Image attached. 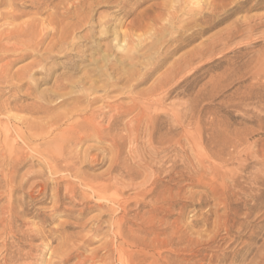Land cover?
Returning <instances> with one entry per match:
<instances>
[{
  "label": "rangeland",
  "instance_id": "1",
  "mask_svg": "<svg viewBox=\"0 0 264 264\" xmlns=\"http://www.w3.org/2000/svg\"><path fill=\"white\" fill-rule=\"evenodd\" d=\"M39 1L19 0L6 11L18 16L19 20L17 18L14 24H20L23 21H29L34 18L44 20L45 18H42V16H34L32 13L36 7L35 3L37 4ZM166 1L131 0L129 2L127 0L129 6L126 4V8L128 9L120 10L116 3V5H111L110 8H96L95 17L98 18L100 14H106L110 17L121 19L123 26L119 28V32H126L134 28L137 33L140 31V34H142L147 29L145 27L139 29L137 26L141 23L143 16L158 15L160 12L158 9L163 7H160V5H163ZM187 1L174 0L177 10L171 8V4H167L164 14L166 13L167 15L168 11H171L172 14L174 13L173 20H176L175 25L169 26L164 30L163 26L166 28L167 24H158L153 27L158 33V40L155 42H159L158 47L154 50L159 53L154 63L157 61L162 63L159 64V68L151 76L152 78L148 77V80L146 78L138 87L139 90H136V92L148 90L156 79L166 74L172 63L181 61L184 65L183 72L177 74L173 82H170L164 90L163 94L168 89L172 91V94L161 108L162 117L158 122L159 136H166L169 133L166 136L167 138L175 137L178 139L184 132H187L192 140V145L189 144L187 147L189 149L190 165L184 173L186 180H181L180 183L183 187L181 197L176 199V206H172L169 216H161L166 224L162 223L161 228L167 229V232L163 233L159 240L165 242L173 235L175 237L174 247L172 248L174 252H168L169 248L153 249L154 251L151 248L147 250L137 246L134 248L130 245V242L124 243V245H121L123 247H121L120 242L122 241L117 237L116 228H112L108 224L112 219L119 217L120 213L117 216V213L113 214L108 209L98 210L94 208L84 214L83 206L70 204L68 203L69 201H65L60 204V207L59 205L56 207L50 196L55 193L56 178L65 177L64 179L69 181L71 178L72 182H76V180H73L74 177L72 176L69 177L67 173L60 174L61 177L51 175L45 169V164L42 160L30 155L26 168H23L20 170L21 173L17 174L15 185L18 188L19 185L17 184H21L23 176L29 174L27 175L29 181L28 183L27 181L25 182L24 191L25 193L31 192L29 194L35 200L25 199V207L29 211L27 210L28 212H26L25 216L22 214L19 217V221L13 224L14 229L11 231L13 236L11 234L7 236L1 235L2 238L0 236V264H5L7 256L10 259L7 264H51L52 262L58 264V258L49 259L51 252L55 249L59 251L58 253L64 255L71 253L69 260L64 264H121L118 260L120 254L128 259L131 264L134 260L137 264L139 262L141 264L143 260L142 264H158L159 260L162 264H264V182L256 183L252 181L256 176L264 179V5L251 9L255 5L254 3L258 1L251 0L243 4V6L241 5V9L238 10L237 6L240 7V3L244 0H209L210 2L212 1L211 7L204 6L205 13L212 11L218 6V9L216 8L218 11L216 12L217 16L212 18L213 21L209 23L197 22L198 24L195 25V28L182 29L180 26L184 24V21H181L187 20L186 17H183L182 8L184 3L187 5ZM55 2V4L59 3L58 0ZM62 11L66 13L65 9H62ZM74 11L77 14V8ZM74 11L65 14L66 21L71 18L69 21L73 22ZM131 22H134V24ZM189 28L190 31H188ZM191 29H196V31ZM86 32V30H81L79 34L83 36ZM191 35L193 37L190 41L181 42L184 40L183 38ZM210 40H215L211 42L212 45L215 44L214 52L207 54V56L204 55L202 58L195 57L191 61L190 59L195 52L202 48V44H208ZM178 45L182 46L177 49L176 46ZM175 49L177 51L173 55L167 56V51H174ZM19 57L21 56L10 55L1 64L10 62L11 72L14 73L31 64L30 61L33 62L36 55L35 53H30L29 56L21 57V60H18ZM188 60L191 61V64L185 66ZM56 62H61L60 67L50 77L43 78L44 80L40 79V81L43 80L44 82L38 83L39 91L41 89V91L45 92L44 97L48 100L53 98L50 104H55L57 101L53 96L55 81L68 72L64 67V63L67 62L66 58H58ZM144 73L145 70H143ZM74 76L77 78L79 74ZM6 89L8 90L7 87H2V94L0 93V125L8 124L15 127L20 126L22 121H32L40 118L39 115L37 117V114L32 113L38 101V95L27 94L24 91H20V93L16 90H10L9 92ZM135 97L134 94L128 93L124 98L116 99L112 104L123 103L128 105ZM109 100L106 99L104 102H110ZM141 102H144V100ZM100 105L101 103L95 105V107L97 108ZM4 106L7 107V110L9 108V110H5ZM182 115L186 116L187 119L184 124L180 125L177 118ZM80 116L83 117L86 114H79L75 118H81ZM131 116L123 123H129L134 114ZM16 117L18 121H16ZM69 122L65 120L61 125L63 128L60 126V129L66 128ZM121 132L124 135L127 134L124 130ZM241 139L245 141L241 142ZM147 141V135L142 134L139 142L140 146L144 145V142L147 143ZM195 141L198 142L195 143ZM239 141V145L242 144V146L238 147L237 150L244 149V152H246L241 155L233 147ZM39 143L41 141L37 142L36 145ZM88 143L81 146L79 150L95 147L92 148L94 151L91 150L93 151L91 155L97 154L101 162L98 161L96 166L95 164H84L82 172L90 175V177L104 174L108 164L102 163V160L107 155L110 156L106 151L112 143V137L104 136L100 140ZM248 145L250 146L248 147ZM82 147L83 149H81ZM128 149H125L124 153L126 152V154L122 155L124 160H129L127 159ZM167 154L168 152L162 153L160 158L163 159ZM171 155L173 153L169 156ZM203 162L206 165L205 167L202 165ZM136 164V162H132L135 171L136 169L138 170ZM211 167L215 171L211 170ZM163 176L165 177V175H162L163 181H166ZM113 177L121 180L123 176L121 177V175L115 173ZM234 178L237 179L236 183L239 186L232 181ZM42 180L48 183V196L44 203L37 204L36 202L43 197L41 190H39L42 187L37 184V181L40 182ZM142 180L137 179L138 182L134 181V183H140ZM120 182L127 184L128 180L123 177ZM62 183L64 189L61 186V194L65 193L66 185L65 181ZM32 184L35 187L34 189L31 186ZM237 186L238 188H236ZM210 187H213L212 189L218 188L220 190L219 193H221V190L223 192V189L230 193L234 190V195H230L234 198L232 199L229 196L228 204L225 203L226 200H223L224 197L215 201L219 195L212 197L214 194L211 193L212 189ZM22 190L19 187V191L14 195L15 199H23L24 192ZM177 191L175 189L174 193ZM131 194V192L127 193L126 196ZM146 201H149V199ZM95 203L96 201H93L90 206L95 207ZM6 204H8V199L6 197L1 198L0 208L3 205L6 206ZM131 219H133V216ZM30 231H33V234ZM175 231L176 235L174 234ZM21 232H23V235ZM36 232L39 233L37 234ZM41 234L44 235L42 236L44 238L41 237ZM139 235V238L144 237L141 234ZM19 236L22 237L20 238ZM107 241L108 250L104 249V244ZM60 242H63V244L60 245ZM6 243L8 246L10 245L8 247L9 252L2 249ZM57 244L60 248L57 247ZM70 249H73L72 252ZM97 250L99 251L98 253ZM109 250H111L110 253ZM145 251L148 252L145 253ZM133 253H137L135 258ZM143 256L145 259L141 258ZM155 257H158V260ZM167 260L171 263H167Z\"/></svg>",
  "mask_w": 264,
  "mask_h": 264
},
{
  "label": "bare ground",
  "instance_id": "2",
  "mask_svg": "<svg viewBox=\"0 0 264 264\" xmlns=\"http://www.w3.org/2000/svg\"><path fill=\"white\" fill-rule=\"evenodd\" d=\"M16 1L19 0H0V93L2 94V87H7L9 92L10 90H16L17 92L24 91L27 94L38 95V98H36L39 102H35L36 104L33 111H31L33 114H37V117L39 115L40 118H36L32 121H22L20 126L15 127L9 126L8 124L0 125V199L5 197L8 199V204L0 208V226H2L0 236H7L8 234L13 236L11 232L12 229H14L13 224L19 221V217L22 214L25 216L26 212L29 211L25 207L26 198L35 200V198L29 194L31 192L25 193L24 191L25 182L27 181L28 183L29 181L27 176L29 174L23 176L21 184H17L20 189H23V199L17 200V198H14L16 192L19 191V187L17 188L15 185L16 176L20 170L26 168L25 166L31 155L42 160L45 164V169H47L51 175L60 176V174L67 173L69 177H74L73 180H76V182L78 181L76 183L72 182L71 178L69 181L65 180V177H55V182L57 183L56 190L54 189L55 191H53L55 193L50 196L56 207L57 205L60 207V204L69 201L68 203L70 204L83 206L84 214L94 208L98 210L108 209L113 214L117 213V216L118 213H120L119 217L112 219L111 222L108 223L112 228H116L118 232L117 237L122 241L120 242V246L130 242V245L134 248L135 246L145 250L150 248L152 250L169 248L170 250H167L168 252H174V250H172L175 243V237L173 235L165 242L159 240V237L167 232V229L161 228L163 225L162 223L165 221L161 216H169L173 208L172 206H176V199L181 197L183 187L180 183L181 180H186L184 173L188 170L190 165L189 149L187 147L189 144L192 145V140L187 132H184L178 139L175 137L167 138L166 136L169 133L166 136H159L158 132L160 130H158V122L162 117L160 110L167 98L172 94V91L169 89L163 94L164 90L168 87L170 82H173L177 74L183 72L184 65L181 61L172 63L173 65L171 64L166 74L163 76L164 78L161 77L156 79L148 90L136 92L146 78L148 80V77L156 73L159 64L162 63L161 61L154 63L156 56L159 54L154 50L158 47L159 42H155L158 40V33L153 27L158 24H167L166 28L163 26L164 30L176 24V20H173L174 13L172 14L171 11H168L167 15L166 13L164 14L167 4H171V8L177 10V5L174 0H167L163 5H160V7L163 6L162 8L164 9H158V11H160L158 15L147 16L145 14L146 16H143L142 21H140L141 23L137 26L139 29L143 27L147 29V31L142 34H140V31L137 33V30L134 28L126 32H119V28L123 26L121 19L113 18L106 14H100L98 18L95 17L98 8H110L111 5H116V3L120 10L128 9L126 8V4L128 5L127 0H58V4H55L57 0H40L37 4L35 3L36 7L32 13L34 16H42V18H45L44 20L34 18L29 21H23L20 24H14L18 16L14 13L7 12L6 9L14 6ZM128 1L130 2L131 0ZM250 1L251 0H244L240 3V7L237 6V9H241V5L243 6V4ZM211 2L209 0H188L187 5L184 3L182 12L183 17H186L187 20H182L181 22L184 21V24L180 27L182 29H187L188 27L195 28V25L198 24L197 22L209 23L213 21L212 18L217 16L216 12H218V6L216 7L217 9L214 8L215 10L213 9L208 13H205L203 8L204 6H210ZM254 4L255 5H253L251 9H256L264 5V0H258L257 3ZM65 6L67 7L65 8ZM75 8L78 10L77 14H75ZM62 9H65L66 13L74 11L72 18L73 22L69 21L71 18H68L66 21V13L63 11L61 12ZM44 15H46V17H44ZM131 23L134 24V22ZM190 28L188 31H190ZM81 30H86V34L83 36L79 34ZM193 31H196V29ZM192 37V35L187 36L183 38L184 40L181 42L190 41ZM213 41L215 40H210L208 44L203 43L202 48L196 51L190 60L192 61L195 57L202 58L204 55L207 56V54L213 53L215 49V44H211ZM181 46L182 45H178L176 47L179 49ZM176 51V49L174 51H167V56L173 55ZM30 53H35L36 58L34 61H30L31 64L14 73L11 72L10 62L1 64V62H4L10 55L25 57L29 56ZM21 57H19L18 60H21ZM58 58L67 59V62L64 63V67L68 70V74L65 73L60 79L55 81L53 96L57 101L55 104H50L53 98L50 100L46 99L44 97L45 92L41 91V89V92L39 91L40 87L38 88V83H41V81L44 80L43 78L46 79L50 77L51 74L60 67L61 62H56ZM190 60L185 63V66L191 64ZM143 70H145L144 74ZM76 74H79L77 78L74 76ZM40 79L43 80L40 81ZM24 92L23 94H25ZM128 93L136 96L130 104H112L116 99H122V97L124 98ZM106 99H110V102H104ZM142 100H144V102H141ZM100 103L101 105L96 108L95 105H99ZM7 107L11 108L10 106ZM7 107H5V110H7ZM82 113H85L86 116L75 118ZM133 114L134 117L129 123H123V121ZM17 119L16 117V121H18ZM177 119L179 124L182 125L187 118L182 115ZM65 120L70 121L69 124L66 128L60 129V126ZM131 124H133V126H131ZM122 130L126 131L127 134H122ZM142 134L147 135L148 141L140 146L139 142ZM104 136L112 137V143L106 151L110 156L107 155L102 160V163L105 162L108 164L107 169L104 174L90 177V175H86L82 172V166L84 164L86 165V163L95 164L96 166L98 161L101 162L99 160L100 157L97 154L91 155L94 151L92 148L95 147L91 148L86 146L87 148L84 150L79 149L81 146L86 145V143L100 140ZM242 139L241 142L245 141ZM39 141H41V143L36 145ZM196 142L198 141H195V143ZM239 143L240 141L238 144L233 145L236 150L238 147L242 146V144L239 145ZM250 145H248V147ZM81 149H83V147ZM125 149H128L127 155L129 158L127 156V159L129 160H124L122 158V155L126 154V152L124 153ZM165 152H168L169 155L173 153V155L169 156L167 154L161 159L160 155ZM243 152L244 149L238 151L240 155ZM132 162L137 163L136 166L138 170L140 169L139 171L133 169L134 165L132 166ZM202 165H204V162ZM205 166L206 165H204V167ZM212 169L211 167V170ZM115 173H118L121 177H125L128 183L124 184V182H120L123 177L121 180L119 179L120 181L113 177ZM163 174L165 175V177H163L166 181H163ZM106 176L108 177L106 178ZM235 178L231 180L236 183L237 179ZM137 179L143 180L136 184L134 181H137ZM64 181L66 183V185L64 183L65 193L61 194L60 192H62L63 188L62 182ZM252 181L263 183L264 179L256 176ZM37 184L42 187V189L39 190H41L40 192L43 197L36 203H44L48 196V183L42 180L40 182L37 181ZM31 186L33 189L35 188L33 184ZM238 186L236 188H238ZM175 189L178 190L176 193H174ZM232 191L235 192L234 190ZM130 192L132 194L126 196V194ZM219 192L220 190L218 188L212 189L211 191V193L214 194L212 197L219 195L217 199L215 198V201L218 199L221 200L222 197H224L223 200H226L225 203H227L229 196L234 195L233 192L230 193L224 189L223 192L222 190L221 193ZM147 199H149V201H146ZM93 201H96L95 207L90 206ZM179 202L181 201L179 200ZM132 216L133 219H131ZM30 232L33 234V231ZM175 233L176 231L174 234ZM21 234L23 235V232H21ZM43 234H41V237L44 236ZM139 234L144 237L139 238ZM62 244L63 242H60V245ZM9 246L6 243L3 245L2 249L9 252ZM57 247L60 248L58 244ZM104 249H109L108 241L104 244ZM70 250L72 252L73 249ZM110 251L111 250H109V253ZM58 252L59 251L56 249L52 251L49 259L52 260L54 257L58 258V264H64L69 260V255L71 253L64 255ZM98 252L97 250V253ZM147 252L145 251V253ZM94 253L96 254V252ZM136 254H134V258L137 256ZM8 257L9 256L5 259V264L10 262ZM141 258L145 259L144 256ZM155 258L158 260V257ZM118 260L121 264H131L129 260L121 254ZM159 261L157 263L162 264ZM143 262H141V264ZM168 262L170 261L167 260V263ZM54 263L52 262L51 264ZM132 264L137 263L134 260Z\"/></svg>",
  "mask_w": 264,
  "mask_h": 264
}]
</instances>
